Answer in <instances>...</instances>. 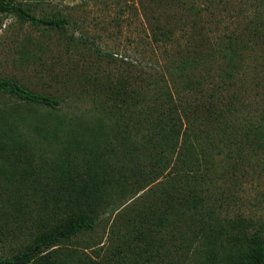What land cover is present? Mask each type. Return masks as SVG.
Instances as JSON below:
<instances>
[{
	"label": "trees",
	"instance_id": "16d2710c",
	"mask_svg": "<svg viewBox=\"0 0 264 264\" xmlns=\"http://www.w3.org/2000/svg\"><path fill=\"white\" fill-rule=\"evenodd\" d=\"M24 1L0 0V15L37 23ZM255 15L205 53L176 39L159 67L118 80L122 123L71 139L58 119L50 161L26 134L30 112L58 118L63 104L0 78V243L10 246L0 264H264V234L221 217L218 198V185L264 166L263 1ZM81 79L96 80L85 69ZM103 222L115 246L90 255L82 237Z\"/></svg>",
	"mask_w": 264,
	"mask_h": 264
},
{
	"label": "rangeland",
	"instance_id": "374dc122",
	"mask_svg": "<svg viewBox=\"0 0 264 264\" xmlns=\"http://www.w3.org/2000/svg\"><path fill=\"white\" fill-rule=\"evenodd\" d=\"M262 1H24L22 6L38 22H23L14 14L0 15V78L15 79L32 92L57 98L63 104L59 114L53 115L58 118H52L50 111L41 107L32 106L30 112L26 134L35 149L50 161L59 156L54 136L64 138L61 132H52L58 119L71 132V139L83 135L87 126L99 120L107 128L122 123L125 107L113 94L118 80L139 75L142 68L159 67L162 55L173 50L176 39L184 40L192 49L193 43L201 44L200 50L205 53L210 46L208 40L243 33L244 24L256 16V7ZM58 17L66 20L62 27L49 24L48 20ZM84 69L96 78L95 82L81 81ZM246 76L249 79L252 74ZM42 128L50 129L48 140L44 139V131L38 130ZM253 164L248 177L218 185L222 186L218 196L223 204L220 215L225 220L246 219L254 225L250 231L258 229L264 234V166ZM10 210L7 207L6 211ZM104 225L82 237L95 245L86 253L103 254L115 246ZM9 249L7 241L1 242L0 256Z\"/></svg>",
	"mask_w": 264,
	"mask_h": 264
}]
</instances>
